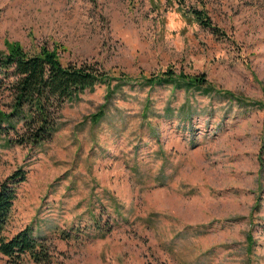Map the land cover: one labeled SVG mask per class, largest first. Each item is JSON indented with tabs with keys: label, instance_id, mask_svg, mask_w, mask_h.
Instances as JSON below:
<instances>
[{
	"label": "rangeland",
	"instance_id": "rangeland-1",
	"mask_svg": "<svg viewBox=\"0 0 264 264\" xmlns=\"http://www.w3.org/2000/svg\"><path fill=\"white\" fill-rule=\"evenodd\" d=\"M15 45L129 85L67 102L41 147L0 149V181L27 171L4 236L31 227L42 264H264V0H0V52ZM165 72L211 92L143 85Z\"/></svg>",
	"mask_w": 264,
	"mask_h": 264
},
{
	"label": "trees",
	"instance_id": "trees-1",
	"mask_svg": "<svg viewBox=\"0 0 264 264\" xmlns=\"http://www.w3.org/2000/svg\"><path fill=\"white\" fill-rule=\"evenodd\" d=\"M196 22L214 34L225 35L212 24L209 16L200 10L192 12ZM188 77V76H187ZM176 78L174 72H165L147 79L143 85L150 88L172 85L185 92L195 91L209 95L204 76ZM179 79V80H177ZM113 81H118L111 88ZM107 86L109 96L129 85L114 80L97 62L64 64L58 52L43 48L30 54L15 45L0 52V95L8 93L10 103L0 108V149L14 146L41 147L50 142L59 130L61 111L67 102L76 101L86 90ZM92 118L93 125L105 119L106 106ZM27 171L16 170L0 181V254L10 264H22L25 257L35 264L49 263V248L43 237L27 227L11 238L4 236L13 206L18 199L20 185L26 181Z\"/></svg>",
	"mask_w": 264,
	"mask_h": 264
}]
</instances>
